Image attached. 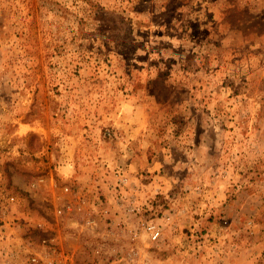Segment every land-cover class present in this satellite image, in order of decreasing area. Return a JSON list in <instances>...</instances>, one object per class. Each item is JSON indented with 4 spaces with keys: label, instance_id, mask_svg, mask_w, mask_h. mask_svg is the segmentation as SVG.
<instances>
[{
    "label": "rangeland",
    "instance_id": "obj_1",
    "mask_svg": "<svg viewBox=\"0 0 264 264\" xmlns=\"http://www.w3.org/2000/svg\"><path fill=\"white\" fill-rule=\"evenodd\" d=\"M29 253L264 264V0H0V264Z\"/></svg>",
    "mask_w": 264,
    "mask_h": 264
},
{
    "label": "built area",
    "instance_id": "obj_2",
    "mask_svg": "<svg viewBox=\"0 0 264 264\" xmlns=\"http://www.w3.org/2000/svg\"><path fill=\"white\" fill-rule=\"evenodd\" d=\"M42 180V178L40 179V181ZM64 192L68 193L69 192V188L67 186H65L63 188ZM58 201L60 200L59 203H61V205L57 208V213L58 214H62V212L64 211V209H67L68 211L71 210L70 205L66 204L65 197L63 195H59L57 197ZM10 202H15V196H10L9 197ZM93 220H90V222ZM143 226L144 229L146 230V232L148 233V236L150 238L151 241H157L161 235V229L160 227L152 222V221H144L143 222ZM42 242L44 244H47L50 242V239H43ZM101 247L96 248V254H100L101 253ZM56 253V252H55ZM42 262V263H41ZM21 264H64L62 262V260L60 259H55L54 257H45L43 258L40 254L37 253H29L28 256L21 262Z\"/></svg>",
    "mask_w": 264,
    "mask_h": 264
},
{
    "label": "crops",
    "instance_id": "obj_3",
    "mask_svg": "<svg viewBox=\"0 0 264 264\" xmlns=\"http://www.w3.org/2000/svg\"><path fill=\"white\" fill-rule=\"evenodd\" d=\"M85 203L88 205V202L87 201Z\"/></svg>",
    "mask_w": 264,
    "mask_h": 264
}]
</instances>
